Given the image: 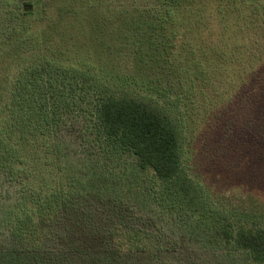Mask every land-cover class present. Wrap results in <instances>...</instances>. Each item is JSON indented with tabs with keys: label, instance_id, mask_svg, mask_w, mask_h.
Returning <instances> with one entry per match:
<instances>
[{
	"label": "trees",
	"instance_id": "obj_1",
	"mask_svg": "<svg viewBox=\"0 0 264 264\" xmlns=\"http://www.w3.org/2000/svg\"><path fill=\"white\" fill-rule=\"evenodd\" d=\"M147 1L0 0V173L18 187L12 256L29 264H132L153 252L149 233L124 209L97 220L82 201L59 147L74 115L104 156L131 154L153 171L162 184L158 205L208 213L216 238L264 264V226L233 221L208 180L183 164L204 136L217 143L227 129L250 130L264 147V0ZM129 87L153 100L170 89L179 126ZM49 233L62 244L44 251Z\"/></svg>",
	"mask_w": 264,
	"mask_h": 264
},
{
	"label": "rangeland",
	"instance_id": "obj_2",
	"mask_svg": "<svg viewBox=\"0 0 264 264\" xmlns=\"http://www.w3.org/2000/svg\"><path fill=\"white\" fill-rule=\"evenodd\" d=\"M39 1L31 0L34 6ZM136 4L150 5L147 0H137ZM2 21L0 18V22ZM145 71H148L149 77H155L153 73L150 74L155 71ZM130 73L135 74L131 70ZM158 76L162 85L169 86L164 77L157 73L156 77ZM141 91L128 88L130 95L141 97L164 112H171L168 114L179 126L180 113L173 104L170 107L167 103V96L172 94L170 89H158L157 94L154 92L160 96L157 100L150 99ZM82 123L80 117L74 115L66 118L59 138L63 163L72 176L75 187L84 195L86 200L82 201L88 206L91 203L90 208L97 220L106 221L109 213L113 216L115 208L121 207L132 224L149 233L153 252L138 255L130 263L254 264L243 251L233 247V242H224L213 235L208 213L200 216L197 212H176L158 205L153 196L155 190H161L162 184L155 178L153 171L140 169L131 154L118 158L104 156L89 142ZM251 133L250 130L241 132L238 129H227L218 136L217 143L208 134L202 139L201 145L197 143L190 152L189 162H186L185 154L183 155V164L185 172L193 171L196 174V170L203 179L197 175L201 182L208 180L206 183L212 186L211 194L220 197L221 204L229 210L233 221L246 220L264 226V197H261L263 199L260 202L255 198L257 193L264 195V147L253 140ZM185 134L187 131L184 128ZM188 144L187 138L183 141V148ZM191 175L194 176L192 173ZM17 197L16 184L0 173V264L30 262L29 259L12 256V245L15 244L9 231L10 206ZM58 244H62L61 238L49 233L43 244L48 246L44 251L51 250Z\"/></svg>",
	"mask_w": 264,
	"mask_h": 264
}]
</instances>
